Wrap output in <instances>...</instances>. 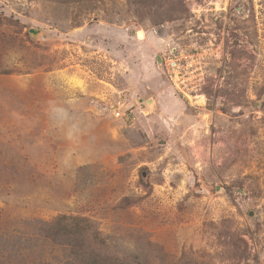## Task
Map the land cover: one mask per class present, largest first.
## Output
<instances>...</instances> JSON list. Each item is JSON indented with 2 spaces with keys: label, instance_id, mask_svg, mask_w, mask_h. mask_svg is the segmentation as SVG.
I'll return each mask as SVG.
<instances>
[{
  "label": "rangeland",
  "instance_id": "374dc122",
  "mask_svg": "<svg viewBox=\"0 0 264 264\" xmlns=\"http://www.w3.org/2000/svg\"><path fill=\"white\" fill-rule=\"evenodd\" d=\"M0 264H264V0H0Z\"/></svg>",
  "mask_w": 264,
  "mask_h": 264
},
{
  "label": "bare ground",
  "instance_id": "6f19581e",
  "mask_svg": "<svg viewBox=\"0 0 264 264\" xmlns=\"http://www.w3.org/2000/svg\"><path fill=\"white\" fill-rule=\"evenodd\" d=\"M137 35H138V37H142L143 36V32L141 30H138L137 31Z\"/></svg>",
  "mask_w": 264,
  "mask_h": 264
},
{
  "label": "water",
  "instance_id": "95a60500",
  "mask_svg": "<svg viewBox=\"0 0 264 264\" xmlns=\"http://www.w3.org/2000/svg\"><path fill=\"white\" fill-rule=\"evenodd\" d=\"M146 103H147V105L151 106V100L150 99L146 100Z\"/></svg>",
  "mask_w": 264,
  "mask_h": 264
},
{
  "label": "built area",
  "instance_id": "2783aa9c",
  "mask_svg": "<svg viewBox=\"0 0 264 264\" xmlns=\"http://www.w3.org/2000/svg\"><path fill=\"white\" fill-rule=\"evenodd\" d=\"M124 114V113H123Z\"/></svg>",
  "mask_w": 264,
  "mask_h": 264
}]
</instances>
